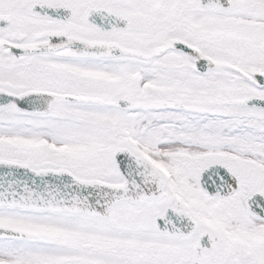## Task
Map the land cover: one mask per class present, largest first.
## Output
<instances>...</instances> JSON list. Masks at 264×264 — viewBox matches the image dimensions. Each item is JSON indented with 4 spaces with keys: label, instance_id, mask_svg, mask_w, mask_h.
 <instances>
[{
    "label": "snow or ice",
    "instance_id": "snow-or-ice-1",
    "mask_svg": "<svg viewBox=\"0 0 264 264\" xmlns=\"http://www.w3.org/2000/svg\"><path fill=\"white\" fill-rule=\"evenodd\" d=\"M0 264H264V0H0Z\"/></svg>",
    "mask_w": 264,
    "mask_h": 264
}]
</instances>
